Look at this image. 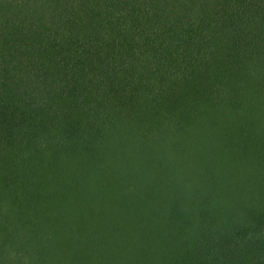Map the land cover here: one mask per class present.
Returning <instances> with one entry per match:
<instances>
[{"label": "trees", "instance_id": "trees-1", "mask_svg": "<svg viewBox=\"0 0 264 264\" xmlns=\"http://www.w3.org/2000/svg\"><path fill=\"white\" fill-rule=\"evenodd\" d=\"M119 4L101 7L104 12L98 5L77 7L90 19L56 23L55 38L82 29L94 32L88 42L94 45L98 34L102 42H156L176 36H168L170 23L214 19L218 27L176 33H239L240 42L180 48L173 41L132 53L148 60L138 71L148 75V98L164 102L112 105L128 89L84 91L102 102L92 112L97 121L52 131L73 143L57 146L45 127L7 132V122L22 119L17 110L23 105L55 96L46 88L19 94L14 86L34 84V78L8 75L31 67L45 75L38 79L43 86L70 78L62 71L74 40L40 43L35 54L7 48L0 55V264H264V36L256 21L264 0ZM55 44L70 47L62 49L65 57L47 54ZM38 117L48 118V109L33 114ZM30 143L42 149L11 150V144ZM60 155L67 157L50 159ZM44 174L51 178H40Z\"/></svg>", "mask_w": 264, "mask_h": 264}, {"label": "rangeland", "instance_id": "rangeland-1", "mask_svg": "<svg viewBox=\"0 0 264 264\" xmlns=\"http://www.w3.org/2000/svg\"><path fill=\"white\" fill-rule=\"evenodd\" d=\"M235 23H240L239 20H236ZM218 27V24L214 19H203L199 23L198 21H186V22H179V23H170L166 29L168 31H171L168 34V36L176 35L173 38L169 39H160L156 42H154L152 39H144L136 37L133 40H127L122 38H115V39H106L104 42H102L101 34L95 35L94 37V44H90L88 42L89 39L93 36H91V32L89 30H75L76 34H61L56 36V42H61L64 39L71 38L74 40L72 47H71V53L73 55L70 57L72 60L69 62L70 65L64 67V70L62 71L65 76L67 74L70 76V78H66L65 80H61V82L54 81L53 83L49 84L48 86H43L44 81H38L42 76H45L43 73L40 74L39 72H32L31 67L24 68L19 71H10L12 72L11 75H8V77H12L15 79H30L34 78L35 82L34 84H24L19 85L18 87L14 86L15 91L20 94L21 91L24 92H31L36 95H40L46 88L48 93L55 96L54 99L46 102H34L29 105H23L21 109L17 110V114L22 116V119H16L14 122H7V132H13V131H23L27 133H31L35 130L38 132H43L44 127L46 129H49L50 132L48 133L50 136H53L55 139V143L53 146L60 145L59 141H63L65 143H69L72 145V140L68 136H64L61 134H58L57 132L52 131H59L60 129H75V128H84L88 125H93L97 121V115L92 114L93 111H96L98 106L102 104V102H98L97 97L92 93L88 92H94L99 91L98 87H101L103 89H110L111 87H119V89H128L127 91L122 92L118 96V100H113L112 105H115V103H118L119 105H145L148 103H160L164 102V100H160L159 97L152 98L150 100L148 98V85L146 83L148 75L143 72H138L144 70L146 67L148 68V64H146L145 59H139L135 58L133 59L131 57L132 53H139L144 51H149L152 49H159L162 45L163 47L169 46L171 42L174 41V44H176L177 47L180 48H186V47H198V46H211V45H222L224 43H239L240 42V35L239 33H218V32H209L208 34H200L199 36H193L186 34H180L176 32H181L188 29H208L210 27ZM140 30L142 29V26L138 27ZM86 29V28H84ZM137 29V28H136ZM100 31L97 30L96 33H99ZM175 33V34H172ZM253 38L255 39V34H252ZM251 37V35H248V39ZM100 43L97 44V41ZM157 43V44H156ZM60 44H55L54 48H48L46 50L47 54H54L57 59L59 57H65L67 54V49L70 48L68 46H59ZM156 45V46H155ZM174 46V47H176ZM66 47V48H62ZM172 47V46H171ZM76 49H79L76 54ZM105 55H113V58L108 59L105 57ZM118 55V56H117ZM90 56H99L94 58H88ZM86 59H83V58ZM75 58V59H74ZM79 58V59H77ZM136 63V64H135ZM135 64V68L133 70V65ZM46 75H51L52 72L44 71ZM194 77V76H192ZM63 81V82H62ZM100 88V89H101ZM114 89V88H113ZM20 91V92H18ZM136 91V93H135ZM146 91V92H145ZM75 94L74 100L73 98H69L72 93ZM82 93H87V99L82 100L80 99V95ZM70 95V96H69ZM66 98H65V97ZM179 95H175L177 97ZM70 100V101H69ZM81 101H85L84 104H79ZM43 104V105H42ZM42 105V106H40ZM46 109H48V118H33V114L36 113L39 115V113L45 112ZM85 111H88V114L84 113ZM118 118L123 121L129 119L131 120V117L128 118L125 115H118ZM83 138V137H82ZM82 138L79 139L82 140ZM77 138L74 137V141H76ZM40 144V142H38ZM31 144V143H30ZM14 145H18L15 144ZM14 145L11 144L12 148L11 150L15 148H31V147H37L42 149L41 147L43 145H19L17 147H14ZM79 156V155H78ZM67 156L60 155L53 156L52 159L53 162H59L62 159H66ZM42 161L40 163L48 161V159L44 156L42 158H39ZM80 159V157L76 158ZM30 161L28 158H22L19 159V161ZM38 160L35 159L34 161ZM10 165H15L18 161L15 158L10 159ZM64 161V160H63ZM54 177H57L59 174H52ZM67 175V174H65ZM60 175V177H62ZM51 178L48 175H42L40 178Z\"/></svg>", "mask_w": 264, "mask_h": 264}, {"label": "crops", "instance_id": "crops-1", "mask_svg": "<svg viewBox=\"0 0 264 264\" xmlns=\"http://www.w3.org/2000/svg\"><path fill=\"white\" fill-rule=\"evenodd\" d=\"M120 0H0V55L7 48H19L35 54L40 43L48 46L55 40V24L76 21L79 18L89 20L86 5H95L97 11L119 4ZM96 9V8H95ZM256 18L257 32L264 36V11ZM27 26L28 31H20ZM76 33V32H75ZM50 34V35H49ZM49 35V36H48ZM41 38V39H40ZM53 47V46H50ZM21 50V51H23ZM20 52V51H19Z\"/></svg>", "mask_w": 264, "mask_h": 264}]
</instances>
